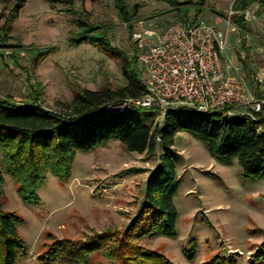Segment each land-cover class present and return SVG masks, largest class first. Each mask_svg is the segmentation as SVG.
Listing matches in <instances>:
<instances>
[{"label": "rangeland", "instance_id": "obj_1", "mask_svg": "<svg viewBox=\"0 0 264 264\" xmlns=\"http://www.w3.org/2000/svg\"><path fill=\"white\" fill-rule=\"evenodd\" d=\"M114 1L25 0L9 29L4 26L11 4L0 1V97L15 103L34 98L37 105L56 110L57 102H70L79 89L120 88L124 85L120 60L80 38L103 36L110 48L128 58L139 78L133 31H144L154 39L173 22L200 20L221 30L233 3L206 0L199 6L197 0L171 4L123 0L129 14L137 8L134 17L123 20ZM197 9L201 11L196 13ZM184 10L186 18L180 19ZM255 10L264 19V6L258 4ZM235 25L239 29L229 37L234 46L227 52L226 64H239L247 92L254 99H264V34L254 24ZM245 32L248 38L237 42L236 37ZM45 50L52 53L41 57L39 52ZM130 116L148 121L152 128L161 122V118L148 119L145 109ZM173 149L179 180L173 197L175 236L146 235L137 244L161 253L172 264H203L216 256L253 264L252 255L264 240V179H242L235 160L230 165L219 163L203 142L185 131L174 136ZM164 153L158 143L153 154L127 152L118 141L77 153L67 179L46 174L38 190L40 201L34 205L22 203L15 181L0 161L2 208L22 218L17 230L27 247L15 264H41L39 258L53 241H84L106 229L117 233L111 241L119 237L141 207L146 181ZM183 250L193 253V258L187 259ZM106 263L99 251L88 259V264Z\"/></svg>", "mask_w": 264, "mask_h": 264}, {"label": "trees", "instance_id": "obj_2", "mask_svg": "<svg viewBox=\"0 0 264 264\" xmlns=\"http://www.w3.org/2000/svg\"><path fill=\"white\" fill-rule=\"evenodd\" d=\"M0 1L11 4L4 26L9 29L25 0ZM49 1L69 4L71 0ZM158 1L172 3V0ZM205 1L197 0V3L203 6ZM114 2L121 19L130 20L136 15V6L129 14L123 0ZM252 4L264 6V0H233L231 9L244 10ZM200 11L197 9L196 13ZM186 15L184 10L179 18H186ZM234 22L244 28L241 17ZM83 41L93 43L120 60L122 87H102L98 91L79 89L70 102H57L56 110L37 105L34 98L30 102L15 103L0 97V161L15 181L22 203L34 205L40 201L38 190L47 173L60 180L67 179L77 153L91 151L109 141H118L127 152L138 154H153L158 143L165 153L161 154L156 169L146 181L141 207L119 237L115 236L111 241V236L117 233L106 229L84 241H53L39 260L41 264H88L89 257L99 251L107 260L106 264H172L164 255L138 245L136 240L146 235L175 236L177 210L173 197L179 180L173 158L174 136L180 131L188 132L203 142L210 156L219 163L230 165L235 160L242 179H264V108L253 113V118L243 115L222 117L178 108L168 111L161 124L153 128L148 121L130 116L141 108L95 113L115 101L141 95L144 86L130 69L128 58L110 48L103 36L80 38V42ZM45 53H52V50L39 52V55L42 57ZM148 117L151 119L149 113ZM3 176L0 170V264H15L26 254L27 247L17 230L22 218L2 208ZM261 233L264 235V230ZM183 254L187 259L194 256L186 250ZM252 257L253 264L264 263V240ZM203 264H236V261L216 256Z\"/></svg>", "mask_w": 264, "mask_h": 264}, {"label": "built area", "instance_id": "obj_3", "mask_svg": "<svg viewBox=\"0 0 264 264\" xmlns=\"http://www.w3.org/2000/svg\"><path fill=\"white\" fill-rule=\"evenodd\" d=\"M256 8L230 9L221 30L200 20L173 22L155 34L154 39H149L144 31H133L139 80L144 90L137 97L115 101L95 113L136 107L162 122L168 111L188 108L222 117L253 118V113L264 108V99H254L247 92L240 65H227L226 60L227 52L234 46L229 37L239 29L233 17H241L245 26L254 24L264 34V19L257 16ZM241 38H248V33L237 36L236 41Z\"/></svg>", "mask_w": 264, "mask_h": 264}, {"label": "crops", "instance_id": "obj_4", "mask_svg": "<svg viewBox=\"0 0 264 264\" xmlns=\"http://www.w3.org/2000/svg\"><path fill=\"white\" fill-rule=\"evenodd\" d=\"M254 5H255V7L258 6V4H254Z\"/></svg>", "mask_w": 264, "mask_h": 264}]
</instances>
